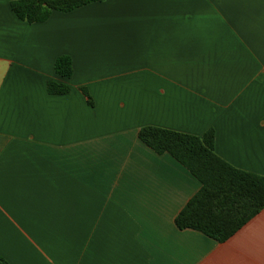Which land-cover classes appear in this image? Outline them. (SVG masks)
I'll use <instances>...</instances> for the list:
<instances>
[{
	"label": "crops",
	"instance_id": "obj_1",
	"mask_svg": "<svg viewBox=\"0 0 264 264\" xmlns=\"http://www.w3.org/2000/svg\"><path fill=\"white\" fill-rule=\"evenodd\" d=\"M13 1L0 0V257L264 264V210L224 243L180 230L201 183L139 138L213 129L222 159L264 176V0H108L35 24Z\"/></svg>",
	"mask_w": 264,
	"mask_h": 264
},
{
	"label": "trees",
	"instance_id": "obj_2",
	"mask_svg": "<svg viewBox=\"0 0 264 264\" xmlns=\"http://www.w3.org/2000/svg\"><path fill=\"white\" fill-rule=\"evenodd\" d=\"M108 0H16L13 13L29 24L45 23L54 12L69 13L92 3ZM58 76L70 79L73 62L68 56L55 64ZM48 90L64 95L70 87L51 81ZM140 140L158 155H171L201 183L175 219L180 230H193L224 243L264 210V176L238 169L215 151V132L202 136L147 126L139 131ZM0 264H9L0 257Z\"/></svg>",
	"mask_w": 264,
	"mask_h": 264
}]
</instances>
